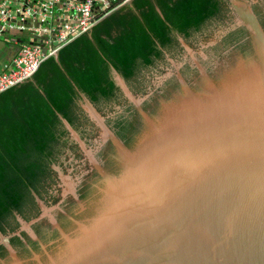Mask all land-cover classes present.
I'll list each match as a JSON object with an SVG mask.
<instances>
[{
    "label": "water",
    "instance_id": "1",
    "mask_svg": "<svg viewBox=\"0 0 264 264\" xmlns=\"http://www.w3.org/2000/svg\"><path fill=\"white\" fill-rule=\"evenodd\" d=\"M257 1L228 0L236 22L229 28L247 29L248 55L225 52L219 64L220 60L204 54L203 49L216 44L229 30L215 23L213 31L206 30L211 32L207 41L200 35L188 42L179 38L182 52L166 54L147 72L139 89L143 94L132 91L111 68L123 98L140 116L139 135L132 148L106 125L108 117L121 113L120 105L103 116L78 92L80 108L91 122L84 135L58 115L70 142L66 154L51 166L59 176L61 203L70 197L84 209L76 190L88 180L89 171L97 173L101 186L91 213L81 220L57 204H45L34 193L41 213L28 222L20 219V228L39 245L46 261L30 250L31 262L264 264V31L251 8ZM12 6H21V0H13ZM4 44L0 40V51ZM185 61L197 71L190 84L179 73ZM172 73L178 89L162 97L161 82ZM156 94L159 103L148 114L141 104ZM101 142L113 148L115 173L95 158ZM55 211L62 212L74 229L65 232L54 218ZM43 218L58 235L48 244L59 242L53 254L30 228ZM0 244L8 264L26 262L1 232ZM0 264L7 263L0 259Z\"/></svg>",
    "mask_w": 264,
    "mask_h": 264
},
{
    "label": "trees",
    "instance_id": "2",
    "mask_svg": "<svg viewBox=\"0 0 264 264\" xmlns=\"http://www.w3.org/2000/svg\"><path fill=\"white\" fill-rule=\"evenodd\" d=\"M251 8L264 31V0H258ZM234 17L233 11L228 10V0H131L129 5L102 18L90 32L62 47L55 57L46 59L31 80L0 94L1 234L11 235L19 229L17 217L28 222L40 213L33 193L47 205L57 200L48 195L56 178L51 166L58 164L70 144L68 131L58 115L80 135L85 133L84 125H91L80 108L78 92L103 116L110 114L113 106L120 105L121 113L108 117L106 125L127 148H132L139 135L140 116L123 98L111 68L132 91L139 90L144 86L147 72L163 61L166 54L182 52L179 38L188 42L200 35L207 41L211 35L206 31L208 28L213 31L216 23L228 29ZM233 51L243 56L251 52L249 33L244 26L229 28L216 44L203 49L204 54L218 60L225 52ZM182 63L179 72L190 84L197 72L188 61ZM176 87L174 77L165 80L159 87L161 96L168 97V89ZM154 102L155 98L150 96L141 108L153 114L151 104ZM112 153L113 148L107 143L95 158L106 170L115 173L109 157ZM76 193L83 204H88L93 195L92 201L97 198L95 190L86 183H82ZM75 207L70 197L59 204L63 212L76 220L89 215L92 208L75 215ZM53 215L65 232L73 227L61 212L55 211ZM31 229L46 246V251L53 254L59 242L48 244L56 241L58 235L50 230L47 220H38ZM21 236L27 246L19 236L9 239L17 256L21 260L30 259L32 250L45 262L46 256L39 245L24 233ZM6 256L0 245V259Z\"/></svg>",
    "mask_w": 264,
    "mask_h": 264
},
{
    "label": "built area",
    "instance_id": "3",
    "mask_svg": "<svg viewBox=\"0 0 264 264\" xmlns=\"http://www.w3.org/2000/svg\"><path fill=\"white\" fill-rule=\"evenodd\" d=\"M12 1L0 2V40L8 30L29 33L30 39H7L18 45V51L10 68L0 70V94L31 80L46 59L130 0H21L17 8Z\"/></svg>",
    "mask_w": 264,
    "mask_h": 264
},
{
    "label": "flooded vegetation",
    "instance_id": "4",
    "mask_svg": "<svg viewBox=\"0 0 264 264\" xmlns=\"http://www.w3.org/2000/svg\"><path fill=\"white\" fill-rule=\"evenodd\" d=\"M231 10V8H230V6H229V2H228V10ZM231 14V13H230ZM234 14V13H233ZM228 17L230 16L229 14H226ZM233 21V23L235 24L236 22H235V17H234V19L232 20ZM224 22H226V20H224ZM237 26V25H236ZM223 62V60H220V62H219V64L220 63H222ZM189 64H190V66H191V68H194V65L191 63V62H188ZM219 64H216L215 66H216V69L218 68L217 66L219 65ZM182 65H183V63H182ZM182 65L180 66V68L182 67ZM180 68H179V70H180ZM195 69V68H194ZM195 71H196V69H195ZM197 72V71H196ZM180 73V72H179ZM196 76H197V74H196ZM171 77H174V75H173V73L172 74H170L169 75V77H166V79L165 80H167V79H169V78H171ZM175 78V77H174ZM195 78V77H194ZM165 80H163V81H165ZM163 81L161 82V84L163 83ZM176 89H178L177 87L176 88H170V89H168V91H169V95H170V93H172L174 90H176ZM157 96H158V94H156ZM144 96H146V95H144ZM143 96V97H144ZM159 101V96L158 97H156L155 98V102L154 103H152L151 104V108L152 109H156L157 108V105H158V102ZM143 103V102H142ZM141 123V122H140ZM84 130H86V131H88V130H90V128L88 127V126H86V125H84ZM139 130V129H138ZM96 136H97V134H95ZM136 137H138V136H136ZM135 137V138H136ZM137 139V138H136ZM109 143V142H108ZM110 144V143H109ZM100 145H101V147L102 146H104V145H106V143H104V142H101L100 143ZM111 145V144H110ZM100 147V148H101ZM99 149V148H98ZM66 154V152H64V155ZM109 157H110V159H111V154L109 155ZM112 160V159H111ZM113 165H114V162H113ZM102 166V165H101ZM103 167V166H102ZM104 168V167H103ZM105 169V168H104ZM114 170H115V166H114ZM107 171H109V170H107ZM55 172V171H54ZM110 173H112L111 171H109ZM114 173V172H113ZM86 176H87V178H88V180H86L85 181V183H86V185H88L92 190H95V193H96V195H99L98 194V188L101 186V184H100V179H99V177H98V175H97V173L93 170V171H89V172H87V174H86ZM59 184H60V181H59V176H58V174H56V178H55V180H54V183L52 184V185H50V188L48 189V195L49 196H53L54 198H56L57 200L55 201V203L54 204H57L58 205V207H59V204L61 203V196L59 195V191H60V188H59ZM95 195V196H96ZM94 196V195H93ZM92 196V197H93ZM33 197H34V193H33ZM92 197H90V200H89V203L88 204H84L83 206H84V209L83 210H80V208L77 206V204H76V207L74 208V210H73V213L75 214V215H79V214H82V213H84V212H86L87 211V209H89L90 208V206H92L93 204V201H92ZM35 199V198H34ZM95 201V200H94ZM48 203H51V202H48ZM53 204V205H54ZM95 204V203H94ZM38 206V205H37ZM38 208H39V206H38ZM39 210H40V208H39ZM40 213H41V210H40ZM39 213V214H40ZM62 213V212H61ZM90 213H91V210H90ZM90 213H88V214H90ZM38 214V215H39ZM37 215V216H38ZM36 216V217H37ZM87 216V215H86ZM35 217V218H36ZM21 218L20 217H17V221L19 222V224H20V220ZM34 219V218H33ZM44 219V218H43ZM41 220V219H40ZM21 225V224H20ZM30 228H31V226H30ZM74 228L72 227L70 230H73ZM32 230V229H31ZM16 233H18V235H19V237H20V240H21V242L25 245V243H26V241H25V239L21 236V233H24V234H26L27 235V233H26V231H25V229H21L20 227H19V229H17L16 231H14V233L13 234H11V235H6V236H8L9 237V239L11 238V236H18ZM34 233V232H33ZM5 236V235H4ZM28 236V235H27ZM22 239L24 240V242L22 241ZM55 242V241H54ZM1 245V244H0ZM60 247V245H58V246H56V251H58V248ZM56 253V252H55ZM31 258H32V256H31ZM31 258L30 259H27L26 260V262L25 263H27V262H29V261H32L31 260ZM1 260H4V262L5 263H7L8 264V261H9V259L7 258V256H6V258H4V259H1ZM24 263V264H25ZM34 264H36L35 262H33Z\"/></svg>",
    "mask_w": 264,
    "mask_h": 264
},
{
    "label": "crops",
    "instance_id": "5",
    "mask_svg": "<svg viewBox=\"0 0 264 264\" xmlns=\"http://www.w3.org/2000/svg\"><path fill=\"white\" fill-rule=\"evenodd\" d=\"M130 1L128 3H126L125 5H123V6H127V4L129 5L130 4ZM113 4H115V2H113ZM104 17H102V18H104ZM12 36H17L18 39H19V41H21V39L22 40H29L30 39L29 33L17 34L15 31H9V30L5 32L4 37L1 39L5 44H4V47L2 48V50L0 51V70H7V69L10 68L12 59L16 56V53L18 51V45L17 44H14V43H12V42H10V41L7 40L9 37H12Z\"/></svg>",
    "mask_w": 264,
    "mask_h": 264
}]
</instances>
